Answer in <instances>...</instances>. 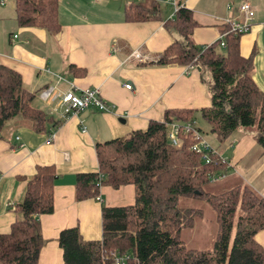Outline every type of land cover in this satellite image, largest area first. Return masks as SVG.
Here are the masks:
<instances>
[{"label":"crops","instance_id":"obj_1","mask_svg":"<svg viewBox=\"0 0 264 264\" xmlns=\"http://www.w3.org/2000/svg\"><path fill=\"white\" fill-rule=\"evenodd\" d=\"M57 3L60 29L51 35L36 28H19L12 0L10 6L0 0V65L18 74L23 89L34 95L30 105L57 123L52 129L47 126L48 133H36L30 123L15 119L0 132V234L7 233L11 223L19 218L13 207L21 201L25 181L32 176L34 167L51 165L56 175L53 211L38 217L44 244L37 264H62L56 242L62 229L77 227L82 240L98 241L101 207H122L133 202L131 186H101L98 201L74 200L75 175L97 171L96 143L144 130L149 121H160L165 110L197 111L208 107V79L204 84L199 66L188 70L186 66L159 67L129 58L138 51L148 59H156L171 43L181 41L173 29L164 26L166 20L172 19L174 6L191 12L196 23L191 41L204 47L218 39L222 22L241 20L237 6L247 3L254 16L249 31L239 37L238 50L244 58L254 52L249 76L264 93V0H156L158 20L142 23L123 21L128 3L123 0ZM125 85L130 89H125ZM47 87H53L57 96L68 90L79 93L95 89L107 111L89 107L64 118L58 98L49 103L40 100L39 93ZM247 132L237 129L222 143L209 134V140L217 145L212 149L220 158L230 151L229 160L223 161L231 173L236 167L237 172L250 171L252 155L262 162L251 176H245L247 183L235 173L230 176H236L241 185L264 198V186L260 185L264 178V151ZM254 239L264 248V230L257 232Z\"/></svg>","mask_w":264,"mask_h":264},{"label":"trees","instance_id":"obj_2","mask_svg":"<svg viewBox=\"0 0 264 264\" xmlns=\"http://www.w3.org/2000/svg\"><path fill=\"white\" fill-rule=\"evenodd\" d=\"M127 2L124 22L158 20L156 0ZM12 7L19 28L51 35L60 29L57 0H12ZM164 26L173 29L181 41L171 43L147 65L199 66L203 76L205 72L210 76L209 105L197 111L165 110L160 121H149L144 130L94 145L97 171L75 175L74 200L95 199L101 186H131L133 202L101 207L98 241L82 240L77 227L59 231L56 242L62 264H114L113 254L127 257L122 264H264V248L254 239L264 230V198L243 185L219 194L204 192L210 176L220 173L227 163L212 154L204 164L189 149L190 133L179 134L178 148H171L167 139L171 124H188L202 137L193 125L197 114L219 143L237 129H253L254 142L264 151V93L249 76L254 52L241 57V35L232 33L223 37V47L218 40L204 47L194 45L191 33L196 23L191 12L179 5ZM226 30L223 27L220 33ZM33 97L23 89L18 74L0 65V132L15 119L27 121L36 133H48V125L56 126L51 117L30 105ZM55 176L53 166H35L25 181L23 197L13 207L19 218L7 233L0 234V264H37L44 244L38 217L53 211ZM189 198L202 200L213 212L216 229L209 250L188 249L180 240L181 230L202 217L199 209L178 207L180 199Z\"/></svg>","mask_w":264,"mask_h":264},{"label":"built area","instance_id":"obj_3","mask_svg":"<svg viewBox=\"0 0 264 264\" xmlns=\"http://www.w3.org/2000/svg\"><path fill=\"white\" fill-rule=\"evenodd\" d=\"M129 1V0H123ZM139 1V0H134ZM176 10V6H174V11ZM237 13L241 17L240 21H224L223 26L227 27L225 32L219 34L218 41L219 46L223 47L222 39L226 35V33L239 34L243 35L249 31V28L253 21V10L247 3H241L237 6ZM129 58L135 60L138 63H146V62H155L156 59H148L145 56L139 54L138 51H134L130 54ZM192 67V66H191ZM190 66H186L188 70L191 68ZM125 89L129 90L130 87L128 85L124 86ZM39 98L44 103H49L55 98H58L59 106L61 108L62 116L64 118L75 115L89 107H93L101 112H106L107 108L103 104V102L99 99L97 91L95 89H85L79 93H75L72 90H68L67 92L58 95L54 92L53 87H47L39 93ZM180 129V130H179ZM191 134L193 138V143L190 146V151L194 154L200 155V159L204 164H208L210 161V155H217L213 149L209 146V144L200 136L198 133L188 124H183L179 126L178 124H171L167 131V139L171 148H178L180 146L179 134L187 135ZM217 157L223 161L218 155ZM228 170V165H226L220 173H216L209 178V182H215L219 179H222L225 176L226 171ZM97 201L98 197L95 198ZM114 261V264H122L124 260L127 259L124 255H111Z\"/></svg>","mask_w":264,"mask_h":264},{"label":"rangeland","instance_id":"obj_4","mask_svg":"<svg viewBox=\"0 0 264 264\" xmlns=\"http://www.w3.org/2000/svg\"><path fill=\"white\" fill-rule=\"evenodd\" d=\"M6 3V6L9 5V0H2ZM205 79L210 80V76L208 72L204 73L203 76V83L206 84ZM195 120H193V125L197 126L202 131V137L210 143L212 148L216 149L218 148L216 144L211 143L209 140V133L207 132V128L204 125V123L199 120L198 115L195 114ZM197 122V123H196ZM197 124V125H196ZM248 136L254 135L253 129H248ZM208 135V136H207ZM207 136V137H206ZM211 139V138H210ZM225 145V143L221 146V148ZM217 152H220L218 150ZM252 153H250L251 155ZM249 155V156H250ZM248 156V157H249ZM230 157V151L224 152V155L221 156L222 159L229 160ZM256 159V158H255ZM253 155L251 158V165L253 167L248 171L247 173H241L237 172V167L232 172L235 173L238 178H240L242 181L247 183L248 178L245 176H251L253 171L256 170L262 162L260 160H255ZM245 159L242 160L238 166H241L244 163ZM230 171L225 173V176L222 179H219L215 182H209L203 187V191L210 193V194H219L221 192L227 191L230 188L234 186H241L239 179L236 176H230L232 174ZM261 186H264V178L262 179V182L260 184ZM179 208H194L199 209L202 211V217L197 218L193 222V226L189 229H182L180 232V240L182 241L183 245L188 249H195V250H209L211 248L214 234H215V223H214V215L211 209L207 206L206 203H204L200 199H180L178 203Z\"/></svg>","mask_w":264,"mask_h":264}]
</instances>
